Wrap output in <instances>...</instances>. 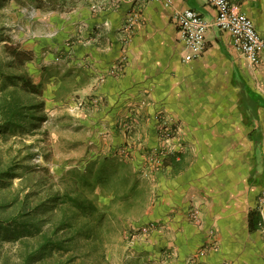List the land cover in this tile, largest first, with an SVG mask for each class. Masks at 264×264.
Instances as JSON below:
<instances>
[{"label": "crops", "instance_id": "0c3cea01", "mask_svg": "<svg viewBox=\"0 0 264 264\" xmlns=\"http://www.w3.org/2000/svg\"><path fill=\"white\" fill-rule=\"evenodd\" d=\"M228 1L264 36V0ZM102 2L104 11L83 21L82 38L90 41L73 46L70 77L91 97L85 122L103 150L125 148L133 137L136 171L157 144L153 117L159 114L175 131L172 153L150 168L157 197L139 221L164 225L151 233L155 259L165 248L174 257L164 263L186 264L210 248L197 264H264L258 224L249 226L253 213L264 221V52L253 66L227 32L212 27L202 55L184 62L172 14L188 8L211 23L215 11L204 0H173L170 7L148 0ZM136 2L139 18L124 31ZM78 9H71L75 26L83 20ZM56 84L55 90L61 82Z\"/></svg>", "mask_w": 264, "mask_h": 264}, {"label": "rangeland", "instance_id": "374dc122", "mask_svg": "<svg viewBox=\"0 0 264 264\" xmlns=\"http://www.w3.org/2000/svg\"><path fill=\"white\" fill-rule=\"evenodd\" d=\"M102 1L76 0L75 6L83 16L81 24L76 26L71 22L75 20L71 10L40 12L19 7L14 2L0 8V72L10 73L5 48L30 52L32 60L24 69L33 83L42 85L47 115V121L34 132L0 134V158H12L15 164L22 165L21 173L25 170L23 177L19 176L20 171L12 176L9 189L0 190V201H11L17 196L46 204L51 199L49 187L52 185L51 189L58 194L72 188L97 206L98 212L91 219L96 228L90 232L89 239L72 236V244L64 246L66 251H53L46 263L73 258L74 263L83 264H167L164 263L166 257H174L167 249L159 252L162 255L159 260L150 249L151 233L164 225L139 223L157 197L151 185L153 160L150 152L145 155V165L139 172L134 165L138 157L134 153L132 136L125 148L103 150L98 144L100 139L99 142L95 140L91 123L85 122L91 97L86 95L85 89L73 84L70 77L73 46L90 41L82 38L87 33L83 21L104 11ZM72 24L75 27L72 28ZM56 81L61 82L57 90ZM128 127L132 135L134 125L129 123ZM50 207L35 217L44 219L43 230L52 225L45 223L48 212L56 219L60 217L58 206L51 211ZM7 213L0 211V216H14ZM100 215H103L101 223L98 222ZM57 236L64 239L65 233L59 232ZM88 243L98 249L88 250ZM23 250L18 239L0 238V264L20 262L19 254Z\"/></svg>", "mask_w": 264, "mask_h": 264}, {"label": "trees", "instance_id": "16d2710c", "mask_svg": "<svg viewBox=\"0 0 264 264\" xmlns=\"http://www.w3.org/2000/svg\"><path fill=\"white\" fill-rule=\"evenodd\" d=\"M10 2L40 12H64L73 9L76 0H0V8ZM5 50L8 54L10 73L4 75L0 72V134L7 133L6 135L10 136L24 131L34 132L47 121V115L44 110L42 85L33 83L24 69L26 63L31 62L32 56L30 52L18 48H5ZM17 160L19 161V157ZM21 170L22 165L15 164L12 158H0V190L9 189L11 178L16 172L20 171L19 176L23 177L25 170L22 173ZM51 188L52 185L49 187L52 193L51 199L46 201L48 205L46 202L41 204L43 201L37 204L30 198L19 199L17 196L11 201H0L1 212H8L7 215L14 214L9 218L0 216V238L6 240L14 237L24 246V250L19 254L21 261L14 264H83L74 263L73 258H70L72 261L67 258L64 261L58 259L51 263H46V260L52 258V252L55 250L66 251L64 246L72 244V236L89 239L90 232L96 228L91 219L98 212V208L92 201L72 191V188H68L64 194H58ZM49 206H51L48 209L50 211L52 207L58 206L60 217L56 219L52 212L50 214L48 212L45 223L49 222L52 225L50 229L43 230L44 219H35V217L38 212H44ZM102 217L103 215L99 216V223ZM250 219V229L254 230L260 216L253 213ZM252 220L256 222L253 224ZM78 224L79 228L76 227ZM59 232L65 233L64 239L58 238ZM87 248L93 252L98 249L89 243Z\"/></svg>", "mask_w": 264, "mask_h": 264}, {"label": "built area", "instance_id": "2783aa9c", "mask_svg": "<svg viewBox=\"0 0 264 264\" xmlns=\"http://www.w3.org/2000/svg\"><path fill=\"white\" fill-rule=\"evenodd\" d=\"M139 1V0H135ZM157 1L170 7L173 0H148ZM215 11V18L211 23L206 22L195 11L184 8L181 11H175L172 14V23L184 45L185 54L184 62H191L198 59L205 48V36L207 31L214 27L220 31L227 32L233 40L234 48L244 55L249 63L253 66L257 65L261 54L264 52V36L255 31L252 22L243 14L233 13L228 0H204ZM141 2H136V7L130 11L127 23L124 25V31L131 30L134 21L139 18L138 6ZM120 61L117 67L121 66ZM156 123V147L149 153L153 160V166L160 165L161 161L170 153H172V142L175 140V131L171 129L170 124L159 114L153 117ZM264 194L260 199L263 202ZM190 219L198 225V215L196 211H191ZM258 228L264 240V221L258 223ZM199 254L186 259V264H196L197 258L203 254L206 249L202 248Z\"/></svg>", "mask_w": 264, "mask_h": 264}]
</instances>
